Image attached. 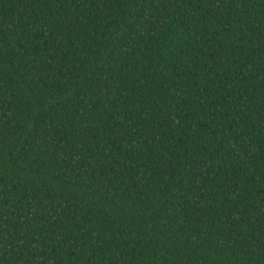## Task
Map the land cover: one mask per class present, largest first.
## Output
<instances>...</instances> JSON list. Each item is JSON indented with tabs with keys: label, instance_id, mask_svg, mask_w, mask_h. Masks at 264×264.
I'll list each match as a JSON object with an SVG mask.
<instances>
[{
	"label": "trees",
	"instance_id": "16d2710c",
	"mask_svg": "<svg viewBox=\"0 0 264 264\" xmlns=\"http://www.w3.org/2000/svg\"><path fill=\"white\" fill-rule=\"evenodd\" d=\"M0 264H264V0H0Z\"/></svg>",
	"mask_w": 264,
	"mask_h": 264
}]
</instances>
